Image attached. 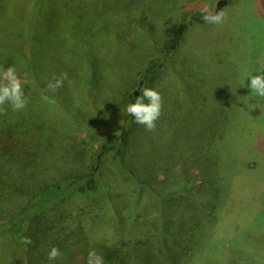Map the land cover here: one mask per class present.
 Here are the masks:
<instances>
[{
	"label": "trees",
	"instance_id": "obj_1",
	"mask_svg": "<svg viewBox=\"0 0 264 264\" xmlns=\"http://www.w3.org/2000/svg\"><path fill=\"white\" fill-rule=\"evenodd\" d=\"M205 1L0 0V67H16L27 97L21 111L0 106V264H48L51 246L63 253L62 264H85L90 249L105 264H199L229 195L217 155L226 109L218 85L222 65L181 53L176 74L193 95L184 105V89L177 96L160 92L172 103L162 104V132L171 131L177 142L152 163L143 158L148 151L142 139L155 142L159 121L149 132L124 114L121 102L135 99L129 92L134 86L150 87L160 66L182 48L189 27L185 8L206 23V14L197 11ZM127 26L133 40L125 44L121 31ZM76 44L68 67L59 49ZM120 49L128 60L115 61L111 69L120 87L102 105L100 99L109 98L100 91L109 70L105 61L121 55ZM63 73L62 86L50 88ZM93 115L115 123L119 133L94 130ZM82 126V149L71 140L65 147L61 132ZM197 132L202 140L187 146L185 138ZM177 145L182 151L174 157ZM109 153L120 169L116 179L128 185L126 200L98 193L99 169ZM79 155L85 163L73 167ZM86 219L104 232L100 239L89 238ZM24 237L32 244H23Z\"/></svg>",
	"mask_w": 264,
	"mask_h": 264
},
{
	"label": "rangeland",
	"instance_id": "obj_2",
	"mask_svg": "<svg viewBox=\"0 0 264 264\" xmlns=\"http://www.w3.org/2000/svg\"><path fill=\"white\" fill-rule=\"evenodd\" d=\"M218 1H205L197 9L198 13L207 14L215 11ZM185 9L187 11L183 15V21L188 23L189 27L184 35V44L182 48L174 49L176 54H170L167 64L160 66L157 76L148 86H153L160 92L164 89L168 90L176 96L183 95L184 89L185 105L193 95V90L188 89L187 82L181 84L176 74L177 62L181 53L185 52L184 56L190 53L203 63L218 62L222 65L219 68L222 78L218 85L223 90L224 108L226 109L221 114L223 117L217 155H219V167H222L228 179L229 195L223 207L224 213L220 214V219L217 221V235L207 242L199 264H264V99L254 97L246 87H238L234 92V86L245 71L255 72L264 69V0H229L219 10L225 13V20L220 25L201 23L196 20L197 17L190 15L193 14L190 11L191 8ZM141 18L138 20L139 23ZM131 29L127 26L121 31V39L125 44L133 40ZM79 48L78 44L60 47L59 51L65 54L62 58L65 65L70 67L71 53H74L73 59H76ZM119 51L121 55L114 53L115 55L105 61L109 65V70L102 78L106 85L100 91L109 98H101L99 103L102 105L103 102L106 105L109 104L111 92L120 87L111 69L114 62L119 59L126 63L128 56L122 49ZM124 87L125 84L120 89ZM140 87H143V83L138 87L134 86L129 91L130 94L137 93L138 95ZM209 91L208 89L206 92ZM121 104L123 111L126 103L124 101ZM162 104L172 103L164 97ZM252 106L255 109L251 110ZM90 119L95 121L94 130L96 129L103 136L119 133L115 123L109 119L98 120L94 115ZM157 126L160 133L157 134L155 142L147 137L142 139V148L148 151L142 157L148 163L165 156V153L169 151V146L177 142V137L171 131L163 134L164 123L161 120ZM85 127L82 126L74 132L66 128L64 133L61 132L66 139L65 147L70 145L71 140L72 147L78 146V150L82 149L84 146L82 139L87 136L82 133ZM207 127L210 125L207 124ZM185 140L187 146L193 144L194 140L199 143L202 140V133L197 132L196 136L187 137ZM144 150H141L139 154L145 153ZM181 151L182 147L177 145L171 154L177 157ZM84 157V155L76 157L72 161L74 162L72 166L76 168L82 166L85 163ZM99 170H101L99 181L102 186L99 187L98 193L111 194L114 197L118 195L120 198L122 195L121 199L126 200L123 192L128 185L116 179L115 170L120 169L117 168L112 153L106 155ZM97 194L92 196L94 200L98 197ZM133 196L135 198V195ZM91 201V199L85 200V202ZM79 207L80 202H75V212ZM128 207L134 208L135 204ZM134 215V209L127 212L128 224ZM83 224L90 239L92 237L100 239L104 235V232L100 231L96 225L92 226L89 220H84Z\"/></svg>",
	"mask_w": 264,
	"mask_h": 264
},
{
	"label": "clouds",
	"instance_id": "obj_3",
	"mask_svg": "<svg viewBox=\"0 0 264 264\" xmlns=\"http://www.w3.org/2000/svg\"><path fill=\"white\" fill-rule=\"evenodd\" d=\"M204 21L209 25H220L225 20L223 11H210L204 17ZM67 74H61V77L50 84V88H59ZM247 81V83H245ZM238 87H246L254 97L264 99V69L259 71H245L238 83L234 86V92ZM139 94L135 99L125 104L123 111L132 118V122L141 125L147 131H153L156 128V122L161 116L162 96L159 90L151 87L138 88ZM7 105L12 111H21L27 105L25 87L21 83V77L18 75L15 66L6 68L0 67V106ZM255 109L254 106L251 110ZM23 244L31 245L32 241L28 237L23 238ZM63 253L55 246H51L46 251L48 264H62ZM85 264H105L104 257L95 249L87 252Z\"/></svg>",
	"mask_w": 264,
	"mask_h": 264
},
{
	"label": "water",
	"instance_id": "obj_4",
	"mask_svg": "<svg viewBox=\"0 0 264 264\" xmlns=\"http://www.w3.org/2000/svg\"><path fill=\"white\" fill-rule=\"evenodd\" d=\"M229 0H219L217 3H216V9L215 11H219L222 7H224L227 3H228ZM198 18H196L197 20ZM135 96H137V93L134 94Z\"/></svg>",
	"mask_w": 264,
	"mask_h": 264
}]
</instances>
